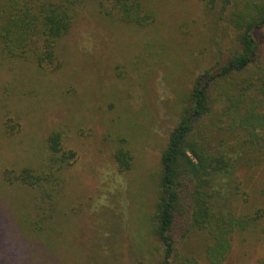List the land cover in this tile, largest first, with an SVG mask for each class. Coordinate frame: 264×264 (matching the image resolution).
Wrapping results in <instances>:
<instances>
[{
	"label": "rangeland",
	"instance_id": "obj_1",
	"mask_svg": "<svg viewBox=\"0 0 264 264\" xmlns=\"http://www.w3.org/2000/svg\"><path fill=\"white\" fill-rule=\"evenodd\" d=\"M142 1L151 18L136 26L86 0L59 41L56 70L0 61V264H157L159 244L149 217L160 155L194 77L237 44L217 7L200 0ZM254 36L264 67V29ZM220 110L215 102L209 115L214 122L206 121L211 133V123L222 126ZM53 131L75 160L63 170L65 184L50 220L36 229L38 194L8 182L3 172L43 167L45 140ZM121 146L131 154L124 171L115 158ZM260 163L234 173L248 195L236 203L241 212L264 211ZM180 235L176 226L174 237ZM226 264H264V218L235 236Z\"/></svg>",
	"mask_w": 264,
	"mask_h": 264
},
{
	"label": "trees",
	"instance_id": "obj_2",
	"mask_svg": "<svg viewBox=\"0 0 264 264\" xmlns=\"http://www.w3.org/2000/svg\"><path fill=\"white\" fill-rule=\"evenodd\" d=\"M200 1L210 9L217 7L224 21L229 19L237 50L194 77L188 103L160 155L158 193L149 217L150 234L159 244L157 264H226L235 236L264 218L261 207L249 213L237 209L247 193L234 177L236 171L252 170L264 161V67L254 36L264 29V0ZM85 2L0 0V61L19 59L43 70L58 69L59 41ZM97 2L102 13L128 24L143 26L151 18L142 0ZM215 102L220 103L222 126L211 123V133L206 121ZM61 140L57 131L46 137L43 167L3 172L8 182L38 194L36 229L50 220L65 184L63 170L75 160V152L65 149ZM115 158L119 170L130 169L131 154L124 146ZM176 226L181 229L179 239L174 237Z\"/></svg>",
	"mask_w": 264,
	"mask_h": 264
}]
</instances>
